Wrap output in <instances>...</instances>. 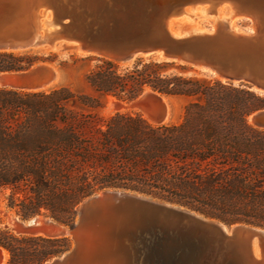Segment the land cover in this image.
Masks as SVG:
<instances>
[{
    "label": "trees",
    "instance_id": "1",
    "mask_svg": "<svg viewBox=\"0 0 264 264\" xmlns=\"http://www.w3.org/2000/svg\"><path fill=\"white\" fill-rule=\"evenodd\" d=\"M38 59L0 51V72ZM85 79L94 93L72 84L0 87V194L22 218L44 214L71 226L86 198L126 188L228 225L264 227V128L249 121L264 96L153 59L121 66L98 58ZM150 90L183 100L181 119L158 124L142 112L99 114L107 96L131 102ZM0 246L6 264H43L72 242L0 228Z\"/></svg>",
    "mask_w": 264,
    "mask_h": 264
},
{
    "label": "water",
    "instance_id": "2",
    "mask_svg": "<svg viewBox=\"0 0 264 264\" xmlns=\"http://www.w3.org/2000/svg\"><path fill=\"white\" fill-rule=\"evenodd\" d=\"M223 5L249 19L251 28L240 32L218 21L198 31L176 23L196 6H207V15L216 16ZM61 43L72 44L83 56L125 66L141 57L157 58L264 96V0H0V51L53 49ZM59 73L55 65L39 61L0 72V84L40 90ZM133 104L158 124L173 110L167 96L152 90ZM249 121L264 128V108ZM79 206L71 226L51 217L40 226L30 219L21 222L22 233L72 238L69 250L43 264H264L262 226L227 225L126 188L103 189ZM4 250L0 246V264Z\"/></svg>",
    "mask_w": 264,
    "mask_h": 264
},
{
    "label": "rangeland",
    "instance_id": "3",
    "mask_svg": "<svg viewBox=\"0 0 264 264\" xmlns=\"http://www.w3.org/2000/svg\"><path fill=\"white\" fill-rule=\"evenodd\" d=\"M201 24L205 26H211L212 25V19L211 18H203L201 20ZM252 22L249 19H240V21H236V26L244 29H250ZM23 52L29 53L31 55L37 56L39 59L36 62L39 61H47L51 64L55 65L59 70V77L58 79L48 88L44 90H49L52 87H58L62 84H72L74 88L83 90L87 93H94L93 89L90 87V85L87 83L85 79V73L88 72L90 69L94 68L95 65L98 63V57L95 56H83V55H77L72 52L63 51V50H50V49H29V50H23ZM54 60H51L53 59ZM139 59L143 60H150L152 58L147 57H141L138 58L136 61H132L129 66H132L135 64ZM68 62V67H63L61 65L62 62ZM35 62V63H36ZM123 66L127 64H121ZM174 69V68H173ZM188 73L192 74H198L203 75L200 73H196L188 68ZM206 76V75H203ZM210 77V76H207ZM212 78V77H210ZM0 87H2L0 85ZM42 90V89H40ZM114 100V101H113ZM168 100L171 102L173 106L172 115L169 121L177 122L181 119L182 113H183V100L177 99V98H168ZM104 106L101 107L98 111L100 115L103 116H109L114 114L117 111H132V112H142L140 108L133 104V101H123L119 100L116 97L113 96H107L103 99ZM143 113V112H142ZM168 122V121H167ZM102 191V190H100ZM98 191V192H100ZM96 192V193H98ZM195 211V210H194ZM42 218H48L51 216L47 215H36ZM24 219L20 216V214L17 212L16 208H12L8 206V200L6 198L5 194H0V228H8L11 231H14L18 234H26L22 232H16V229L14 227V223L16 222H27L29 219ZM34 218V216H33ZM52 218V217H51ZM77 219V218H76ZM228 225V224H227ZM45 235L43 233H37V235ZM33 235V234H32ZM48 236V235H45ZM72 242V238L69 236ZM54 258V257H53ZM52 258V259H53ZM7 260H8V254H7ZM6 260V262H7ZM51 260V259H50ZM5 262V263H6ZM4 263V264H5Z\"/></svg>",
    "mask_w": 264,
    "mask_h": 264
},
{
    "label": "bare ground",
    "instance_id": "4",
    "mask_svg": "<svg viewBox=\"0 0 264 264\" xmlns=\"http://www.w3.org/2000/svg\"><path fill=\"white\" fill-rule=\"evenodd\" d=\"M207 13H208V7L207 6H204V7H202V6H196L193 10H187L186 14H184L182 17H180L176 21V23L179 24V25H181V27L183 29H187V30L190 29V30H198V31H201V30H203L206 27L205 25L201 24V20L203 18H211L212 19V25L213 26L215 25L216 22L219 21L221 23H225V24L229 25L232 29H234L236 31H240L241 32L244 29V28H240V27H237L236 26V21H240V19H243V18H238V17L234 16L232 14V9L229 6H227V5H223V6L219 7L218 10H217V12H216V16H208ZM41 48L50 49V50H58V49H60V50H63V51H68V52L70 51V52L75 53V54L80 55V56L82 55L78 51V49L75 46H73L72 44L61 43L56 48H53V49L50 48V47H48V46L35 47V49H41ZM153 59L156 60L157 58H153ZM54 82H52L51 84L45 86L42 89H48ZM171 115H172V111H170V113L168 114V117L166 119V122L170 120ZM146 117L150 121H152L153 123H157L156 121L152 120L148 116H146ZM78 208L80 209V206H78ZM42 220H43L42 217H39V216L37 217L36 216L34 218H31L29 220V223L31 225L40 226L43 223ZM20 225H21V222L14 223V227L16 229V232H20L19 231L21 229V226ZM39 233H43V234L47 235L43 231H41ZM255 252H256V256L258 257L259 256V252H258V249L257 248H255ZM4 256H5V258H4V262L3 263H5L6 260H7V252L5 250H4Z\"/></svg>",
    "mask_w": 264,
    "mask_h": 264
}]
</instances>
